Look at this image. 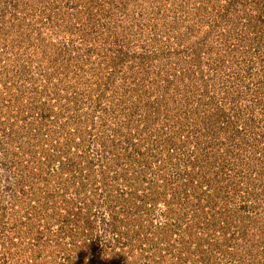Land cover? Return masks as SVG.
I'll return each instance as SVG.
<instances>
[{
    "label": "rangeland",
    "instance_id": "obj_1",
    "mask_svg": "<svg viewBox=\"0 0 264 264\" xmlns=\"http://www.w3.org/2000/svg\"><path fill=\"white\" fill-rule=\"evenodd\" d=\"M0 264H264V0H0Z\"/></svg>",
    "mask_w": 264,
    "mask_h": 264
}]
</instances>
